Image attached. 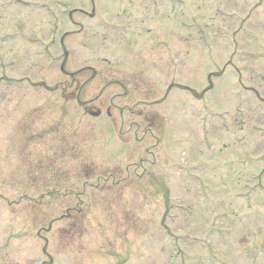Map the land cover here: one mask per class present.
Masks as SVG:
<instances>
[{
  "label": "rangeland",
  "instance_id": "obj_1",
  "mask_svg": "<svg viewBox=\"0 0 264 264\" xmlns=\"http://www.w3.org/2000/svg\"><path fill=\"white\" fill-rule=\"evenodd\" d=\"M0 264H264V0H0Z\"/></svg>",
  "mask_w": 264,
  "mask_h": 264
}]
</instances>
